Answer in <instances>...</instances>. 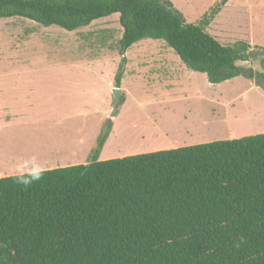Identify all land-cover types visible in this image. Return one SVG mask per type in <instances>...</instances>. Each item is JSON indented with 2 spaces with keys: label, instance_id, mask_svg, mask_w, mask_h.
I'll return each mask as SVG.
<instances>
[{
  "label": "trees",
  "instance_id": "1",
  "mask_svg": "<svg viewBox=\"0 0 264 264\" xmlns=\"http://www.w3.org/2000/svg\"><path fill=\"white\" fill-rule=\"evenodd\" d=\"M227 1L198 23L169 0H0V18L73 31L117 13L122 60L162 40L212 84L243 74L264 88L263 72L237 65L264 69V48L206 31ZM110 129L86 164L44 169L28 187L15 179L25 173L0 177V264H264V133L99 160Z\"/></svg>",
  "mask_w": 264,
  "mask_h": 264
},
{
  "label": "rangeland",
  "instance_id": "2",
  "mask_svg": "<svg viewBox=\"0 0 264 264\" xmlns=\"http://www.w3.org/2000/svg\"><path fill=\"white\" fill-rule=\"evenodd\" d=\"M169 1L198 23L221 0ZM206 31L222 44L243 40L259 51L264 0H228ZM121 34L117 13L73 31L0 18V102L15 100L16 114L3 124L0 176L86 164L108 125L99 160L264 133V88L254 77L212 84L150 38L122 60ZM237 65L264 73L258 59ZM116 87L122 100L115 106Z\"/></svg>",
  "mask_w": 264,
  "mask_h": 264
},
{
  "label": "crops",
  "instance_id": "3",
  "mask_svg": "<svg viewBox=\"0 0 264 264\" xmlns=\"http://www.w3.org/2000/svg\"><path fill=\"white\" fill-rule=\"evenodd\" d=\"M14 101L15 100H13L12 102H7V101H4L3 103L0 102V137H2L3 134L5 133V132H3V129H4L3 124L6 123V121H11V120L15 119V117H16V114L14 112V106H13ZM0 149L5 151L3 147ZM3 151H1V154H3V156L5 157L6 152H3ZM19 174H22V173H19ZM4 176H7V175H4ZM0 177H2V176H0Z\"/></svg>",
  "mask_w": 264,
  "mask_h": 264
},
{
  "label": "clouds",
  "instance_id": "4",
  "mask_svg": "<svg viewBox=\"0 0 264 264\" xmlns=\"http://www.w3.org/2000/svg\"><path fill=\"white\" fill-rule=\"evenodd\" d=\"M44 169L33 168L30 172L25 173L23 175H18L16 179V183L21 184L25 187L30 186L36 181H39L43 176Z\"/></svg>",
  "mask_w": 264,
  "mask_h": 264
},
{
  "label": "water",
  "instance_id": "5",
  "mask_svg": "<svg viewBox=\"0 0 264 264\" xmlns=\"http://www.w3.org/2000/svg\"><path fill=\"white\" fill-rule=\"evenodd\" d=\"M113 93H114L115 106H116L118 104V102H119V96H120L121 91H120L119 88L116 87V88L113 89Z\"/></svg>",
  "mask_w": 264,
  "mask_h": 264
}]
</instances>
